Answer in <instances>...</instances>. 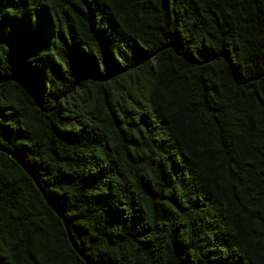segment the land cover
<instances>
[{
  "label": "trees",
  "instance_id": "1",
  "mask_svg": "<svg viewBox=\"0 0 264 264\" xmlns=\"http://www.w3.org/2000/svg\"><path fill=\"white\" fill-rule=\"evenodd\" d=\"M0 146V264H264V0H0Z\"/></svg>",
  "mask_w": 264,
  "mask_h": 264
},
{
  "label": "water",
  "instance_id": "2",
  "mask_svg": "<svg viewBox=\"0 0 264 264\" xmlns=\"http://www.w3.org/2000/svg\"><path fill=\"white\" fill-rule=\"evenodd\" d=\"M0 151L6 153L7 155H9L10 157H12L26 172L28 175H30V172L27 170V168L25 167V165L23 164V162H21L19 160V158L15 157L13 154H11L10 152H8L6 149H4L3 147L0 146ZM34 182L37 184L36 180L34 179ZM39 188V186H38ZM41 192L43 193L44 195V192L41 190ZM45 196V195H44ZM46 198V197H45ZM47 200V199H46ZM47 203L55 210V212L57 213V215L62 219L63 223H64V226L66 228V231H67V234H68V239L72 245V247L74 248V250L80 255L81 258H83V255L81 254L80 250L77 248V245L74 243L71 235H70V231H69V228H68V225L67 223L63 220V218L60 216V214L57 212V210L53 207L52 203L49 202L47 200Z\"/></svg>",
  "mask_w": 264,
  "mask_h": 264
}]
</instances>
